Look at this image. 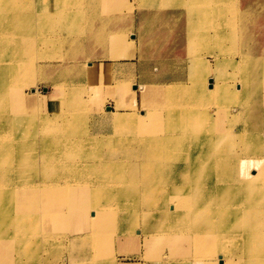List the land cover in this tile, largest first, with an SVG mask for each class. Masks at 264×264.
Returning <instances> with one entry per match:
<instances>
[{
  "label": "bare ground",
  "instance_id": "obj_1",
  "mask_svg": "<svg viewBox=\"0 0 264 264\" xmlns=\"http://www.w3.org/2000/svg\"><path fill=\"white\" fill-rule=\"evenodd\" d=\"M112 1L113 0H108L105 5L104 0H91L89 3L91 8L88 12L95 17H100L106 10H109L113 18V28L110 26L108 20H106L105 23L108 28H106L104 32L107 33L110 32L111 29L119 30L122 23L125 22V19L123 20L120 18L121 15L119 16L116 9L113 8L111 4L109 5ZM119 1L128 2L127 0ZM133 1L138 2L137 0ZM141 1L146 11L144 13L142 11L138 12L140 20L137 26L138 34L136 33V35H138L137 50L139 53H136V43L133 42L136 40V37L133 34H130L129 38L132 41L128 40L126 34H120L119 32H115L118 35H110L109 33L105 36L99 23L93 22L90 28L89 25L87 28V30H89V39H87V42L92 46L90 47L91 53L86 54L85 51L87 49L83 48L84 44L83 41H81L83 37L74 35L75 31H78L79 34L85 31L86 16L84 13L86 9L84 8L85 3L83 5V0H40L38 3H36L35 0H28L27 4L29 8L26 7L28 10L18 5V3H21L19 0H0V184L10 187L0 188V208L7 206V210L0 213V264H30L34 255L27 253V256L26 254V252H28L26 250L28 232L25 227L28 229L30 225L27 224L34 223L29 220L32 216L38 221L40 219H37V216L42 218L47 210L52 209L50 200H56V195L59 196L60 199L63 198L67 203L72 200L71 209H84L89 212L81 214L72 212L71 218L76 221L75 229L81 230V228L83 229V227H86L89 218H93L97 215V211L98 214L102 213V216L107 219V209L116 210V217L121 221L127 215L128 218L133 219L132 222H134L135 215L137 214V207L131 202V198H134V195L138 194L144 195L147 190L155 192V198H157L158 194H164L170 196L169 199L172 201L180 200V204H167L169 207L168 209L155 202L154 205L146 208L147 211L145 210L142 212L144 213L143 217L148 216L151 218V223H156L158 220L165 218L168 220L165 227H162L160 224L154 225L155 235L167 234L176 236L183 232V234L188 236L187 239L189 238L188 240L192 243L189 247L193 250H190L189 256H187L193 261L191 264H254L250 252L258 246L264 245V241H261L264 236L263 188H261L262 191H260L255 187H245V197L240 196V191H234V195H228L227 191L224 188L221 189L220 184L216 182L219 178L227 177V166L225 168L218 166V161L227 157L226 155H221L224 151H220V153L217 154L218 150L216 149L217 152H215V148L218 147V145H212V140L194 135L186 126L184 129L183 126H179V124L173 126L174 128L184 131L186 134L178 130L177 133L168 132L167 126L165 125V128L162 130H157L156 128L153 132L147 133V136L143 138L136 136V139L133 140L127 138V132L129 133L127 127L131 124L124 126L125 130H123V132L125 134L122 136V132V138L119 140L124 146V153H129L127 150L130 147L129 143H133L137 146L135 150H138L134 158H144L142 163L139 162L127 165V168L133 165L138 172L135 173L136 178L132 179L133 184L139 185L136 189L110 187L113 182H116L114 180V174H116L117 171L107 172L108 174L103 172L104 174L102 173V177H99V175L95 173L94 176H88L89 179L87 180H80L82 185L88 188L68 187L69 183L73 184L78 177L74 172L80 170L91 172V170L95 168V166L92 168V165L87 159L81 157L82 155L80 152L77 153V147H74V144H78L75 141L76 138L70 140L67 136L68 133L54 134L50 132L44 134L41 140L43 142V144H41L45 145L43 152L42 150L36 151L35 148L31 147L29 144V139H33L35 142V138H37V131L34 132L31 128L34 126H36L37 129H39V127H46L48 126L47 124L51 122V119L42 120L38 118L41 113H39L33 105L36 99L34 96V88H31L30 94L23 92L21 88H30L31 85L35 84V80L39 78L36 75H29V73L26 72L27 68L22 65L26 55V44L29 41L26 36L29 34V27L34 23L33 16L35 14L33 15V11H29V9L35 8V10H37L35 12H39L37 23L40 26L42 25L44 29H47L49 35L55 37L56 33L59 34L61 31H68L64 37H58L61 40V44L67 47V51H72L74 53L72 55H63L62 53L58 60L64 62L66 57L74 61L73 59L78 57L88 58L99 56V59L87 61L84 64L86 68L83 73L87 83L100 84L105 80H110L113 73L118 75L121 82H116L117 84L112 87L113 90H115V87L118 89L120 92L119 96L111 95L110 98L113 99L115 106L120 107L123 111H116L110 115L106 114L98 119L99 123L104 122V120L111 121L115 118L116 121L118 119L124 123L134 122L132 126L135 125L136 128H140L142 127V123L145 122V114L148 115V111L150 110L146 106L148 103H143V98L147 99L150 93L147 91V87L138 86L135 82V78L132 77L131 71L135 68L130 61L136 60L137 57L139 60L151 62L150 73L155 76L156 73L159 74L163 71L161 66L158 65L160 63H157L161 62L160 59L164 60L162 63L168 62L170 65H174V69L169 67L167 72L173 69V72L177 71L175 74H181L184 70L189 76L193 71L192 68L197 70L193 65V63L198 61L197 58L190 60V51L188 50L189 56H187L183 49L185 41L179 38V33L183 29L182 25L173 29H167L174 21L177 23H184L182 13L178 11L177 8L170 10L163 5H154V0ZM232 2L235 7L236 4L234 0H177L176 5L185 8V10L189 12L188 19L191 20L194 25H197L198 28L209 30L213 27V30L217 31L216 25L220 23V20L225 21L224 17ZM240 2V9L243 16L247 17L243 18L241 21L237 20L236 24L240 26L238 29L242 30L241 35L243 36L240 37L241 40L252 44L244 56L247 58L245 59L252 64L251 69L254 76L252 87L254 89V97L256 99L259 97V102L260 93L261 96H264V76H262L263 70L261 68H264V53L256 50L254 47H264V0H240ZM50 4L54 6L51 7ZM107 5H109V8H107ZM132 8L134 7L128 8L129 12H131ZM50 22L53 24L49 25ZM159 26L163 29H160ZM48 27H50V29ZM51 30H54V32L51 33ZM99 34L103 35L98 37ZM235 34L237 35V31ZM221 36L224 37L223 34H221ZM213 38L214 37L205 36L200 41H196V38H191L186 42V45L191 42L193 44L197 43V47L205 48L208 47L210 43L216 42V38ZM236 39L239 40L237 36ZM35 41H37V39ZM75 41H77V45L72 44ZM49 43L51 44V42ZM41 47H43V45ZM107 47L110 48L111 54L108 53ZM133 56L136 58H133ZM121 58L125 60L120 61ZM240 58L241 57H239L238 60L242 62L243 59ZM45 59L48 60L49 58L47 59L45 57ZM213 59L214 65L217 64L218 66L219 62L214 57ZM41 60L43 59L41 58ZM238 60L236 57L231 58L229 65L231 67L235 66ZM181 68L182 71H179ZM68 69H70V66L66 62V64L61 63L55 70H58V72L60 71L61 75L67 72ZM203 71L204 70H202V72ZM146 74H148V72ZM187 75L185 78L175 77V82L179 85L178 88H176L178 93L174 97H167L172 99L173 107L169 106L171 110H178L179 97L181 96L180 98L182 99L183 96L186 95L190 97L192 102L197 104L198 111L204 109L203 111L206 110L209 113L206 112L208 116L211 114L215 115V108L210 107L208 109V107H204L206 103L212 105L216 98V90L213 89V78L215 77L213 69L210 68L206 74H203L198 83L196 81L194 83L191 82V78H193L192 75L194 74L190 76L191 78L187 82V78H189ZM31 76H33V80L30 78ZM131 77L134 78V82H132L133 79ZM51 79H54L52 82L56 84L55 77H51ZM186 83L190 88H185ZM62 87L64 90L69 89H65V86ZM67 94L69 93L67 92ZM115 94L114 92V95ZM98 96H102V93L95 94L86 100V102H90L96 110L97 108L101 110V105L96 104L98 103L96 99ZM138 97L141 98L142 102L139 103L137 101ZM68 99V101H70L71 98ZM68 101L62 99L63 104L71 103ZM161 104L164 105L163 103ZM95 105L99 106L95 107ZM70 106L71 104L69 107ZM159 106H157V108ZM141 107L147 110L145 114L137 113ZM131 109L134 111L131 112ZM190 109L191 108L188 107L185 111L191 113ZM70 110L69 108L68 112L66 108L65 111L68 113L73 111ZM203 111L201 113L198 112L196 117L204 119ZM234 111L235 109L232 110L233 114L236 112ZM171 116L173 117L167 116V119H165L168 122L175 121L176 115L171 114ZM155 117L157 116L155 115ZM162 118H164V116ZM258 120H261V122L264 121V114L260 118L258 116ZM26 121L29 123L27 124ZM50 124L52 125V123ZM69 128L70 127H67L65 129L69 131ZM229 135H231L230 132L220 137L227 138ZM186 138H189L187 144L185 142ZM186 151L188 152L187 155L182 156ZM257 151L255 152L257 153ZM64 156H66V158H74L75 161L63 162L61 158ZM250 158L249 161H261V164L264 166V157H257V154H252ZM228 159L229 158L224 160L228 161ZM35 162H37L38 168H36ZM42 165L44 166L43 174L46 176V179H43V177L39 178ZM116 169H118V167ZM75 175L76 177H74ZM75 183L79 182L76 181ZM46 185H52L51 187L53 188L51 189V187H48L50 189H47L45 187ZM103 185L108 186L103 188ZM74 186L80 187L76 184ZM187 186L191 187L188 189ZM119 187H121L120 184ZM33 188H35L34 191ZM81 191L93 195V202L90 204L91 207L79 206L88 201L85 196L83 197L80 195L82 193ZM146 198L149 201H154L153 198L148 195ZM34 199H37L38 203H32ZM107 200H115L116 203L113 205V203L106 202ZM249 200H251L253 204H249L250 207L246 210L242 209L238 212V216H234L232 211H234L233 208H237L236 204L240 205ZM153 206L156 208L152 209L151 207ZM229 209H231L232 213L230 216ZM41 210L43 211L41 212ZM94 210V213H90ZM227 217H230L231 220L225 225H221L225 227L222 228V230L230 229V225L232 224L235 229L233 230L235 231L234 235H221V237H218L220 240L214 239L211 235L213 231L218 230L215 224ZM9 219H12L13 222H7ZM24 220L25 222L27 221L26 224H24ZM82 221H84V223H82ZM31 228H33L32 225ZM101 230V227H93L91 234L100 233ZM135 232L137 235L139 234V231L136 230ZM95 242L96 239L93 240V246H96ZM233 242L235 243L234 248L240 253V257L235 261L225 254L228 249L227 244ZM156 243L159 244L158 239ZM17 247L22 250L21 254H16L15 249ZM170 255L174 256L176 254L171 253ZM93 256L94 255H92V257ZM99 256L100 255H97V257ZM21 257L22 260L20 259ZM94 257V261L82 260V263L95 264L96 260ZM41 259L40 257L39 260ZM258 260H260V263H264V257L258 258L257 261ZM39 262H37V264ZM63 262H66L65 259ZM153 263L161 264L160 260H156ZM167 264H169V262H167Z\"/></svg>",
  "mask_w": 264,
  "mask_h": 264
},
{
  "label": "rangeland",
  "instance_id": "obj_2",
  "mask_svg": "<svg viewBox=\"0 0 264 264\" xmlns=\"http://www.w3.org/2000/svg\"><path fill=\"white\" fill-rule=\"evenodd\" d=\"M19 1H21L20 4L18 3L20 7L23 6L24 9L29 8V5L27 4L28 0ZM22 1L25 3H23ZM38 1L40 2V0H35L36 3H38ZM90 1L91 0H83V5L85 3L84 8L86 9L84 13V15L86 16L85 31H83L81 34H79L78 31L74 32V35L83 37V40L81 41H83L84 44L83 48L87 49L85 53H91L90 47L92 46L87 42V39H89V30H87V28L88 25L90 28L93 22L99 23L105 36L109 33L110 35H118L115 32H119L120 34H126L128 40L132 41L129 38L130 34H133L136 37V40L133 41L136 43V53H139V51L137 50L138 35H136V33L138 34L137 26L140 20L138 12L142 11L144 13L146 11L145 7H143L142 5V1L137 0L138 2H136L133 0H127L128 2H122L119 0H113L112 2H110L109 5L111 4L113 8L116 9V12L119 14V16L121 15L120 18H122L123 20L125 19V22L122 23L119 30L111 29V31L108 33L104 32V30L108 28L105 23L106 20H108L110 26H112L113 28V18L111 17L109 10H106V12L102 14V16L95 17L88 12V10L91 8V5H89ZM104 1L105 5L108 0ZM176 1L177 0H154V5H163L170 10L177 8V10L182 13L184 17V23H177L176 21H174L170 26H168L167 29H173L178 27L179 25H182L183 29L179 33V38L185 41L183 49L187 56H189L188 50L190 51V60L197 58L198 61L193 63L197 70L195 68H192L193 71L188 76L186 74V71H182L181 68L179 70L182 71L181 74H175V72L177 71L173 72L174 65H170L168 62L162 63L164 60L160 59L161 62L157 63H160L158 65L161 66L163 71H161L162 73L159 74L156 73L155 76L151 75L150 73L151 62L139 60L138 57V60L136 59L130 61L131 63H133L132 66L135 68L133 71H131L132 77L135 78V82L140 87H147V91H149L150 93L147 99L143 98V103H148V105L146 106L150 110L148 111L149 114H145L147 110L144 107L139 108L137 112L139 114L144 113L146 116L144 118L145 122L142 123V127L140 128H136L135 125L132 126L134 122L124 123L123 121H119L118 119L116 121L115 118L111 121L104 120V122L99 123L98 119L102 118L106 114L110 115L111 113H114L116 111H123V109H121L120 107H116L113 99L110 98L111 95L119 96L120 92L118 91V89L115 87V91L112 87L119 83L120 79L118 75L113 73L110 80H105L100 84L87 83L83 73L84 69L86 68L84 64L87 61L99 59V56L88 58L78 57L76 59L74 58V61H71V59H68L66 57L64 59V62L58 60L59 56L62 53L63 55H72L74 53L72 51H67V47L61 44V40L58 37H64L65 34L68 33V31L65 30L61 31L59 34L56 33L55 37L49 35V31H47V29H44L42 25L40 26L37 23L39 12H35L37 11L35 10V8L29 9V11H33L32 14L35 15L33 16L34 23L31 27H29V34L26 36L29 41L26 44V55L23 59L22 65L27 68L26 72L29 73V75H36L39 78L38 80H35V84L31 85L30 88H21L22 91L27 94H30L31 88H34V96L36 97V99L33 105L35 109L39 113H41L39 114L38 118L42 120L51 119V122H49V124H47L48 126L46 127H39V129H37V127L34 126L35 128H31V130H34V132L37 131V138H35V142L33 139H29V144L31 147H34L36 151L42 150L43 152L45 145H42L43 142L41 140L44 134L50 132L54 134L68 133L67 136L70 140H74L76 138L75 141L78 144H74V147H77V153L80 152L82 155L81 157H83V159H87V161L92 165V168L93 166H95L96 168L91 170V172L87 170L74 172L78 177L73 182V184L69 183L68 187L81 188L84 186L82 185L80 180H87L89 179L88 176H94L96 173L99 175V177H102L103 172L107 173L117 171V173L114 174V180L116 182H113L110 187L121 189L138 188V184L132 183V179L136 178L135 173L137 172V170H135L133 165H131L129 168H127V165L139 162L142 163V161H144V158H134L135 153L138 150H135L137 149V146L133 143H129L130 147L127 149L129 153H124V146L119 141L120 138H122V136L125 134L123 132V130H125L124 126L131 124L129 125V127H127V131H129V133L127 132V138L133 140L136 139V136L142 138L147 136V133L153 132L156 128L157 130H162L165 128V125L167 126L168 132L177 133L178 130L183 134H186L184 131L173 127L174 125L179 124V126H183V129L186 126L192 133H194V135H197L200 138L204 137L206 139L212 140V145H218V147L215 148V152H217L216 149L218 150L217 154L220 153V151H224L221 153V155H226L227 157L219 160L218 166H221L222 168H225L227 166V177L219 178L216 182L220 184L221 189L224 188L227 191L228 195H234V191H240V196L245 197L246 189L244 188L248 186L255 187L260 191H262L261 188H263L264 192V166L261 164V161H249L252 154H257V157H264V121L261 122V120H258V116L260 118L264 114V96H261V93L259 91L260 101L258 102L259 97L257 99L254 97V89L252 87V80L254 78L253 71L251 69L252 64L248 62L246 60L247 58L244 56L246 54V51L250 49L252 44L241 40L240 37L243 36L241 35L242 30L238 29L240 26L236 24L237 20L241 21L243 18L247 17L243 16V13L240 9L241 2L240 0H234L236 4L235 7L232 2L228 12L224 17L225 21L220 20V23L216 25V28L218 30L214 31L213 27L207 30L204 28H198L197 25H194L191 20L188 19L189 12H187L185 8L176 5ZM109 5H107V8H109ZM50 6L53 7L54 5L50 4ZM129 7H134L132 8L131 12H129L128 10ZM51 24L53 23L50 22L49 25ZM48 28L50 29V27ZM236 31L237 35L235 34ZM53 32L54 30H51V33ZM103 34H99L98 37ZM221 34H223L224 37H222ZM205 36L214 37L213 39L216 38V42L210 43L209 46L205 48L197 47V43L193 44L191 42L186 45V42L191 38H196V41H200ZM236 36L239 40L236 39ZM36 39L37 41H35ZM48 41L51 42V44ZM72 44L77 45V41L73 42ZM42 45L43 47H41ZM107 48L108 53L111 54L110 48ZM254 48L264 53V47L259 46ZM45 57L49 59L46 60ZM213 57L219 62L218 66L217 64L214 65ZM233 57H236L237 60L239 57H241L240 59L243 60L242 62L238 60L235 63V66L231 67L229 65V61ZM41 58L43 60H41ZM133 58L136 57L133 56ZM124 60V58H121L120 61ZM66 62L70 66V69H68L67 72L63 73L64 75H60V71L58 72V70L55 69L61 63L66 64ZM169 67L173 69L167 72V69ZM210 68L213 69L215 76L213 78V89L216 90V98L212 105L206 103L204 107H208V109L210 107L215 108L216 114H211L208 116V112L206 110L203 111L204 109H201V111H198L197 104L192 102L190 97L186 95L183 96L182 99L180 98L181 96L179 97V109L171 110V107H173L172 99L167 97H174L178 93L176 91V88H178L179 85L175 82V77L185 78V76L187 75L189 77L187 78L188 82L191 78L190 76L194 74L192 75L193 78H191V82L194 83L196 81L198 83L203 74H206L207 71L210 70ZM261 68L263 70L262 76H264V68ZM202 70L204 71L202 72ZM147 72L148 74H146ZM51 77H55V83L58 85L53 84L52 81L54 79H51ZM30 78L33 80V76H31ZM134 78H132V82H134ZM187 85L188 84L186 83L185 88H190V86ZM62 86H65V89H69L64 90ZM67 92L69 94H67ZM114 92L116 93L115 95ZM98 93H102V96H98L96 98L98 101V103L96 104L101 105V110L98 108L96 110L94 106L90 104V102H86V100ZM68 98H71L70 101H68ZM166 98L168 99V101ZM62 99L67 100L71 103L63 104ZM137 101L139 103L142 102L140 97H138ZM161 103H163L164 105H162ZM70 104L73 108L71 106L69 107ZM99 105H95V107H98ZM156 105L160 106L157 108ZM188 107L191 108V113H189L188 111L187 113L185 111V109ZM66 108L68 112L69 108L71 109L70 111H73L68 113L67 111H65ZM78 108L83 110L81 111ZM233 109H235L236 111H234V114L232 113ZM133 111L131 109V112ZM202 111L204 119H199L198 117H196V115H198V112L201 113ZM171 114L176 115L175 121L168 122L166 120L167 116L173 117L171 116ZM155 115L157 117H155ZM163 116L164 118H162ZM28 121H26L27 124L29 123ZM50 123H52V125ZM67 127H70L69 131H67L68 129H65ZM228 132H230L231 135L227 136V138L220 137H223V135ZM188 141L189 138H186V144L188 143ZM255 151H257V153ZM187 153V151L184 152L182 156L187 155ZM227 158H229L228 161H225L224 159ZM61 161L73 162L75 161V159L69 157L66 158V156H64L61 158ZM35 165L36 168H38L37 162H35ZM43 167L44 166L42 165V170L39 174V178L43 177V179H46V176L43 174ZM117 167L118 169H116ZM76 175L74 177H76ZM76 181H78L79 183H75ZM75 184L79 185L80 187L74 186ZM119 184L121 187H119ZM51 186L52 185H46L45 187L47 189H50L48 187ZM107 186L108 185H103L102 187L106 188ZM5 187L9 186L0 184V188ZM187 187L189 189L191 186ZM52 188L53 187H51V189ZM34 190L35 188H33V191ZM83 191L81 192L83 193ZM82 193L80 195H82L83 197L85 196L88 201L85 204L79 206L91 207L90 204H92L93 202V195L91 193H83V195ZM147 195L152 197L154 201H149L146 198ZM154 196L155 192L147 190L145 191L144 195L138 194L134 195V198H131V202H133L135 207H137V214L135 215L134 222H132L133 219L128 218L127 215L121 221L116 217V210L107 209L106 216H108V220L102 216V213L98 214L97 211V215L87 220L86 227L78 230L75 229L76 221L71 218L72 212L81 214L88 211L84 209H71V204L73 202L72 200L67 203L63 200V198L60 199L59 196L56 195V200H50L52 209L47 210L42 218L37 216L36 218L40 219L38 221L34 218V216H32V219L30 218L29 220H31V222H34V225L31 223L27 224L30 225V229H27V227H25L26 231L28 232V238H26V243L28 244H26V250L28 252H26V254L29 253L34 255L33 259L30 261V264H37V262L39 261L40 262L38 264H83L82 260L91 261L93 260L94 256L96 260L95 264H154L153 262L156 260H160L161 264H167V262H169V264L193 263V261L190 260L191 258L187 257L189 256L190 250H192V248L189 247L190 245H192V243L188 240L189 238L187 239L188 236L186 234H183V232H181L176 236L167 234L155 235L156 233L154 231V225L160 224L162 227H165L168 223V220L165 218L158 220L156 223H151L150 217H143L144 213L142 211H145L148 206L154 205L155 202H157L159 205L165 206V208L168 209L169 207L167 206V204H180V200L172 201L169 199L170 196L164 194H158L157 198H155ZM106 202L113 203V205H115L116 203L115 200H107ZM32 203H38V200L34 199ZM249 204H253L251 200L241 203L240 205L236 204L237 208H233V215L238 216V212H240L242 209L246 210L248 207H250ZM151 208L155 209L156 207L153 206ZM6 210L7 206L0 208V213ZM42 211L43 210H41V212ZM94 212L95 210L90 213ZM232 213L231 209H229V216L232 215ZM230 220V217H227L216 223L215 226L218 228V230L213 231L211 236L217 240H220L218 239V237H221V235L228 234V236H233L235 233V231L233 230L235 229L232 224L230 225V229L226 230H222V228L225 227L221 226L225 225ZM7 222H13V220L9 219L7 220ZM26 223L27 221L24 224ZM82 223H84V221H82ZM31 225L33 226V228H31ZM93 227H101L102 230L100 233H94V235H92L91 232ZM136 230L139 231L138 235L135 232ZM94 239H96V246H93ZM157 239L159 240V244L156 243ZM261 241H264V236L262 237ZM234 245V242L227 244L228 249L227 252L225 251V254L229 258H233V260L235 261L240 257V253L234 248ZM21 251L22 250L19 249V247L15 249L16 254H21ZM171 253H175L176 255L171 256ZM92 255L94 256L92 257ZM97 255L100 256L97 257ZM250 255L254 264H264L260 263V260L257 261L258 258L264 257V245L258 246L257 248L253 249L250 252ZM40 257L42 258L41 260H39ZM20 259L22 260V257ZM64 259L66 262H63Z\"/></svg>",
  "mask_w": 264,
  "mask_h": 264
}]
</instances>
